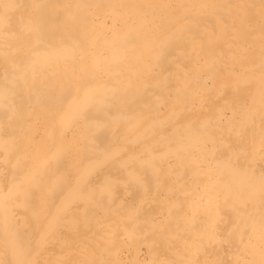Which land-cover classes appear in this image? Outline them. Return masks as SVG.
Returning a JSON list of instances; mask_svg holds the SVG:
<instances>
[{"label": "bare ground", "instance_id": "bare-ground-1", "mask_svg": "<svg viewBox=\"0 0 264 264\" xmlns=\"http://www.w3.org/2000/svg\"><path fill=\"white\" fill-rule=\"evenodd\" d=\"M0 264H264V0H0Z\"/></svg>", "mask_w": 264, "mask_h": 264}]
</instances>
